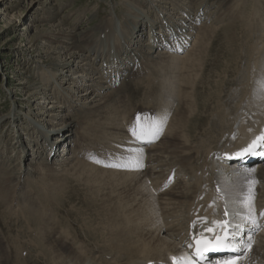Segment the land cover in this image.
<instances>
[{
	"label": "bare ground",
	"instance_id": "6f19581e",
	"mask_svg": "<svg viewBox=\"0 0 264 264\" xmlns=\"http://www.w3.org/2000/svg\"><path fill=\"white\" fill-rule=\"evenodd\" d=\"M144 1L150 2L151 5H154L152 7L157 8L158 12L155 13V17L156 20L161 21L160 29L156 28L158 31H155V27L149 28V24H147L148 29L145 30V24L143 29L145 33L147 32L146 42L141 43L138 36H135V40H130L127 43L129 49L127 46L126 48L123 47L127 49L123 53L119 52L120 49L115 52V48L111 45L110 50L112 52H107L105 56L98 55V61L101 59L103 66L100 69L101 73H97L92 66L88 52L93 50L92 44L96 42L98 36H102L100 35L102 32L105 37L111 33L115 34L112 19L107 20L104 25L99 23L87 30L73 33L71 30H67L62 22L57 21L56 12L52 6H49L48 0H37L36 9L41 11L38 14L37 22H49L50 24L47 27L48 30L40 28L37 31L36 28L35 36L30 40L32 43L30 48L33 49L31 51L33 53L39 46L50 43L51 47H48L44 56L47 59L43 60L42 55L37 54L36 64L42 63L44 65L46 69L44 71L47 75L46 81L47 83L54 82V85H46V83L44 89H40V92L37 93L36 91L33 92L36 88L32 86L36 83L29 81L27 75L22 77L21 82L26 92L24 96L27 97L25 102L30 104L31 97L40 94L41 97L38 96L35 100H43L39 104L47 105L46 108L40 105L34 115H24L26 126L30 132L32 131L36 135L37 148L33 149V153L27 155L24 152V143L19 138L15 145L18 144L20 153L24 155H21L20 159L24 158L35 162L34 165H30L32 173H30L29 178L34 180V176H36L42 186L41 190L37 187L39 195L35 194L37 211L33 213L37 217L33 219L30 213L24 212L22 208L19 210L28 225L37 226V245H41L42 250L40 252L45 259L44 264L47 262L48 264H95L94 257L92 260L89 258L90 256L85 255L89 253V250L83 243L75 250L68 249L65 246L68 237L67 230L59 227L58 222L60 220L57 222L54 218L50 219L53 200L57 196V201H54L57 202L56 205H61L59 195L64 194L63 191L68 188L66 182L69 180L67 179H73L74 182H77L87 195L84 205L87 209L96 212L94 219L90 220L96 224L91 233L94 231V235H98L99 232V237L103 239L102 250L106 255H109L108 260H112V264H172L171 258L173 256L190 255L187 245L191 243L194 234L199 238V234L205 227L211 226L212 221L231 219V213L234 209L243 211L238 205L231 203V200L234 198L238 200L242 197L247 188L245 183L247 179L256 181L253 187V204L257 222L260 223V227L264 228V216H260V213L264 212V165L258 163L249 167L244 166L240 158L238 162L233 163L230 160L236 158H228L229 155L236 153L264 132V90L259 87L260 82L264 80V25H261V30L258 26L259 28L252 32V35L256 34L254 39H258L251 46V49L258 53L254 65L258 74L256 80L253 78L250 83L254 88L251 90L252 97L247 103L240 105V110L229 112L230 109H228L227 116L217 108H208L210 113L208 119L211 120V123L210 127L206 128V116L202 114V111L200 112L203 105L199 104L198 101L194 103L192 93L195 92V88L191 83L199 72V65L204 53H207L210 45L208 41L212 40V48L209 54L213 52V46L217 43V32L215 35L211 26H204L203 24L208 23L212 18H216L217 15L219 17L221 12L225 15L227 13L225 5L231 0H200L199 6L193 8V11L188 8L189 4L186 0H167L171 3L160 0ZM250 2L256 5V15H259L260 23L264 24V0H250ZM215 5H218L219 8L217 15L208 14L209 10L207 9ZM221 6L223 11H220ZM140 13L144 15V12L141 11ZM13 14H9V19L3 29L13 27L10 26ZM127 14L128 12L125 15ZM137 14L138 12L130 17L133 19ZM177 15L181 17L176 18ZM232 16L231 19L236 26L239 23L243 26L244 21L242 20L246 16L243 17L241 12ZM139 17L141 16L139 15ZM148 18L150 19V14ZM218 19L216 18V22H219ZM150 22L155 24L151 20ZM140 23L137 20L136 25H140ZM234 24H229L230 27H228L226 23L221 28L225 31L222 41H226V44L232 41L236 43L240 41L237 35L240 30L236 29ZM199 25L201 27L198 29ZM122 27L127 29V26ZM134 27L129 31L133 33ZM216 29L219 30L217 27ZM213 35L215 36L211 37ZM192 37H194L193 47L189 50L188 55L184 59L176 57L175 55H179L180 52L182 53L190 47ZM246 39L247 35L241 37V40L245 41ZM178 42L182 44L185 50H177ZM256 44H260V47ZM156 46L158 48L159 46L163 47L152 54ZM125 52L127 57L123 59ZM132 53L134 54L132 60L129 63L126 62V59L131 58ZM52 55H56L58 59L50 60L49 57ZM77 58L81 59V62L79 67L75 68L71 62ZM160 66H163L164 70L171 76H176V71L183 73V90L178 83H174L175 94L168 97L169 102L174 105L182 101L181 93L185 97L183 107L180 112L178 111L170 131V121L176 108L170 109L167 106L164 110V106L157 101V97L144 95V105L131 107L128 112L129 115L124 120L114 119L113 101L118 100L120 95H123L127 101L130 97L128 91V95H126V90L124 95L119 92V88L116 86L120 84V86L122 85L121 88L123 86L126 89L133 86L138 88L139 83L148 81L150 75ZM40 70L41 68L37 66V71ZM146 71L149 72L148 76H146ZM70 73L72 74L70 75ZM93 74H96L97 77ZM102 75L105 79L106 76L109 79L107 84H109L108 88L111 89V94L104 93L107 88ZM66 77H69L68 80ZM120 78L123 79V83L117 82ZM166 79L170 80L169 78ZM67 81L68 83H66ZM227 82L225 85H228ZM81 86L94 89L93 97L89 96L91 94L89 90L86 92L85 89L80 90ZM49 87L54 89L53 97ZM258 87L262 91V97L255 100L258 96ZM145 90L146 87H144ZM247 91H249V87ZM187 97L189 98L186 99ZM227 98H229L228 94ZM217 101L220 100L217 99ZM115 106H117L116 109H119L117 102ZM58 110L60 112L69 110L71 119L65 117L67 116L66 113L59 115ZM143 113L146 116L157 114L160 117L166 114L167 120L162 130V137L154 145L142 147L143 150H147L146 153H143L144 167L142 170L104 167L90 159L92 155L102 161H108L110 156L127 157L130 155L128 149L141 148L138 145L144 143L136 142L128 129L138 115L145 116ZM45 114L49 118L50 124L44 120L43 115ZM228 115L231 118H227ZM22 118L23 116L19 115L18 112H13L14 123ZM238 119H240L239 122ZM2 123L3 121L0 122V124ZM108 123L109 126H107ZM82 124L86 126L89 133L78 134L81 133L78 129ZM199 129L198 138L200 141H195L197 143L195 148L191 147L194 146V142L189 140L190 135ZM108 130H112V132L107 133ZM125 135L130 138L131 144L126 145ZM71 138L74 140L71 141ZM102 142L106 143L107 146L103 145ZM66 148L70 149L71 154L63 156L64 152H68ZM221 163H227V166L223 167ZM54 166H58V169ZM95 166L101 169H97ZM178 168L189 183L183 184L181 179L177 180L172 176L175 170L176 173L179 172ZM251 168H255V172L245 171ZM7 173L9 174V172ZM11 176L4 177L3 174L0 177V207L11 206L12 203L20 208L25 199L35 203L36 197L32 199L34 193L33 195L27 194V196L22 193L23 179L16 168L13 169ZM171 183H173L171 188L164 190L165 185L169 187ZM11 184L14 185L11 186ZM74 186L76 187V184ZM74 186L73 190L75 189ZM218 188L220 191L217 190ZM225 191H230L233 196L225 197L223 195ZM67 199L70 201L71 197L68 196ZM225 199L230 200L229 217L223 215ZM27 204L29 205V202ZM15 214L18 216L17 213ZM80 216L86 220L83 222L86 224L85 214H80ZM137 218H145L146 232L144 229H140L139 223L136 221ZM67 221L71 225L70 219L67 218ZM194 221H197L195 227H193ZM0 230L5 232L1 225ZM205 236L210 237V234L205 233ZM0 254L1 256L5 255L1 248ZM6 262L7 258L1 260V264H6ZM98 264L110 263L105 260L104 263ZM242 264H264V231L253 236L252 248Z\"/></svg>",
	"mask_w": 264,
	"mask_h": 264
},
{
	"label": "rangeland",
	"instance_id": "374dc122",
	"mask_svg": "<svg viewBox=\"0 0 264 264\" xmlns=\"http://www.w3.org/2000/svg\"><path fill=\"white\" fill-rule=\"evenodd\" d=\"M160 1L166 2L167 0ZM190 1L191 0H186V2L189 4L188 8L193 11V8L199 6L200 0H192V2ZM48 3L49 6L53 7L54 12H56L55 14L57 16V21L62 22L65 25L64 27L69 31L71 30V32L73 33H79L81 30H87L90 27L95 26L99 23H102L104 25L107 20L112 19L113 31L115 34L111 33V35H106L105 37L104 33L102 32L100 34L102 36L97 37L95 42L96 44H92L93 50L91 52H88L89 54L87 53L90 57L92 66L93 68H95V72L97 73H101L100 69H102L103 66V62L101 63V59H99L98 61V55L105 56L107 52H112V50H110L111 45H113V47L115 48V52L120 49L119 52L123 53L125 50H127L124 49L126 48L127 43L130 40H135V36H138V40H140L141 43L146 42L147 32L145 33L144 29H148L147 24H149V28H151V26L155 27V31H158L157 29H160L161 27V21L156 20L155 17V13L158 12L157 8L152 7L154 6L153 4L151 5L150 2L146 3V1L144 0H48ZM144 3L148 5H145ZM167 3H171V1H167ZM36 4L37 0H0V122L3 121V123L0 124V177L3 174L4 177L11 176L13 169L16 168L23 179L22 193L26 194V196L27 194L33 195L34 193L32 199H35V194L39 195V193H37V187L40 190L42 187L41 182L37 180L36 176H34L36 180H33V178H29L30 173H32L31 166L34 165L35 162H31L30 160H26L24 158L20 159L21 155L23 154L20 153V149H18V144L15 145V143L18 142L20 139L24 143V152L27 155L33 153V149L37 148V142H35L36 135L34 134V132L32 133V131H29V128L26 126V119L24 118V115H34V113L37 111L36 109L40 107V105H43L41 103L39 104V102H43V100H35L38 96L41 97L40 94H35L31 97L30 104H27V102H25V98L27 97L24 96L26 92L23 88L24 85L22 84L21 79L26 75L29 76L28 80L32 83H36L34 85L32 84V86L36 88L34 89V91H32H36L37 93L40 92V89H44V87L48 84L51 86L54 85V82H50L51 84L47 83V75L44 71L46 69L44 65L42 63L36 64L38 58L37 54H41L43 60L47 59L44 56L45 52L48 50V47H51L50 43H46L43 46H39L38 49L31 53L33 49L30 48V45H32V43H30V40L35 36L36 28L37 31L40 30V28L43 30H48L47 27L50 24L49 22H37L38 14L41 13V11L36 9ZM11 5L15 6L11 7ZM160 6L162 7L163 5ZM225 6V11H227V13H225L224 15V13L221 12L219 13V17L217 15L219 11L218 5L211 6L209 7V9H207L209 10L208 14H216V18H219V22H216V18H212L208 23L203 24L204 26H211L213 28V32H215V35L217 32V43H215V45L213 46V52L209 54L212 48V40L208 41V44L210 45L207 49V53H204L199 65V72L191 83L194 85L195 88V92L192 93V99L194 103L198 101L199 104L203 105V109H200V112L202 111V114L206 116V128H209L211 123V120L208 119V116L210 114L208 108H217L224 114H226L228 109H230L229 112L235 110L237 111L238 109L240 110V105L247 103L248 100L252 97L251 90H254V88L253 85H251L250 83L253 78H255L256 80L258 74L256 71V67L254 66L255 62L257 61L258 53L255 52V50L251 49L252 43H255L258 39H254L256 34L252 35V32L256 31V29L259 27L261 30V25L264 24L260 23L259 15H256V5L254 3H251L250 0H231V2ZM141 11L144 12V15L140 13ZM220 11H223V7ZM127 12L128 14L125 15ZM136 12H138L137 16H134L132 19V17L130 16L135 14ZM186 12L188 11L186 10ZM239 12H241V15H243V17L246 16L244 17L245 19L242 20L244 21L243 26H241L240 23L236 26V24H234L231 19L233 17L232 15H238ZM189 13L191 14V12ZM9 14H13L10 20V26L13 27L3 29L5 23L9 19ZM147 14H150V19L148 18ZM139 15L141 17H139ZM180 17L181 16L179 15L176 16V18ZM137 20L141 22L140 25H136ZM150 20L153 21L155 24H152ZM226 23L228 27H230L231 24H234L236 26V29L238 28L241 31H239L240 33L237 32V35L239 36L238 38L240 40L238 43L232 41L231 43L226 44V41H222L225 36V31H223L221 28ZM144 25L145 28L143 29ZM200 25L198 26V29L199 27H201ZM122 26H127V29ZM132 27L135 28L133 30V33L132 31H129ZM216 27L219 28V30H217ZM215 35L211 37H214ZM245 35H247V39L245 41L241 40V37ZM11 37H13L12 40H9ZM193 40L194 37L191 38L190 47H188L187 50H185L184 48L183 50L185 51L182 53L180 52L179 55H175L173 52L171 53L176 57L184 59L188 55L189 50L193 47ZM257 45H259L260 47V44H256V46ZM160 47L163 46H159V48L156 46V48L152 51V54H155L157 50H160ZM127 48L129 49L128 46ZM133 55L134 54L132 53L130 55L131 58L126 59V62L129 63V61L132 60ZM50 57V60L58 59L56 55H52ZM126 57L127 55L125 52L123 59H125ZM106 60L107 62H109L108 59ZM80 62L81 59L77 58L73 59L71 64H73V67L78 68ZM37 66L41 68L39 72L37 71ZM71 74L72 73H70V75ZM93 75L97 77L96 74ZM148 75L149 72L146 71V76ZM102 77L105 81L107 88L104 93L111 94V89L108 88L109 84H107L109 79L107 78V76L106 79L103 75ZM66 78L68 80L69 77ZM166 78H169L170 80ZM182 78L183 73H179L178 71H176V76H171L168 74L167 71L164 70L163 66H160L158 70H156L150 75L148 81H143L139 83V89L135 88L134 86L130 88H133L132 90L126 89L125 86L121 88L122 85L120 86L119 84L118 86H116V88H119V92L125 95L124 91L126 90V92L128 91L130 93V97L127 101L123 97V95H120L118 100L116 99L113 101L112 107L115 113L114 119L124 120V118L129 115L128 112L131 107L135 108L136 106L144 105V95L148 97H157V101L164 106V110H166L167 106L170 109L176 108L175 113L173 114V117L170 121V131L172 123L177 118L178 111L180 112L181 108L183 107V101L185 100V97L183 96V93H181L180 96L182 98V101H180L176 105L170 103L168 97L175 94L173 88L174 83H178L180 88L183 90ZM117 82L123 83V79L120 78L119 80H117ZM226 82L228 83V85H225ZM66 83H68V81ZM144 87H146L145 91ZM248 87L249 91H247ZM87 88V86H81V88L79 89H85V92L89 90V93H91L89 96L93 97L95 90ZM49 90H51V96L53 97L55 93L54 89H51L49 87ZM128 92L126 93V95H128ZM257 93L258 96L255 100L262 97V91L259 89V87L257 88ZM227 94L229 98H227ZM188 98L189 97H187L186 99ZM217 99H219L220 101L216 102ZM34 101L35 103H33ZM116 102L119 109H116ZM46 105L47 104H44L43 107L46 108ZM14 111L18 112L19 115L23 116V118L19 120L20 122L18 121L17 123H14L12 119ZM58 113L59 115H61L62 113H66L67 116L65 117L71 119V117L69 116V110L63 112H60L58 110ZM43 116L45 117L44 120H47L46 122L50 124L49 118L46 117V114ZM227 118H231V116L228 115ZM239 120L240 119H238V122ZM109 125L110 124L108 123L107 126ZM78 131L81 132L78 133L79 135L84 132L89 133V130H86V126L83 124L80 126ZM111 132L112 130L107 131V133ZM199 132L200 129L191 133L189 140L191 142H194V146L191 147L195 148L197 145L195 141H200V139L198 138ZM126 135L124 141L126 139V145H129L131 143H128L129 137ZM73 138H71V141L74 140ZM102 144L107 146L106 143L102 142ZM69 148H66L68 152H64L63 156H68L71 154ZM54 167L58 169V166ZM95 168L101 169L97 166H95ZM6 171L9 172V174ZM24 171H26L27 173ZM178 171L179 172H177L178 175H176V179H181L183 184L189 183L188 179L184 176L183 172L179 168ZM67 180H69L66 182L68 188L63 191L64 194L59 195V197L61 198V205H56L57 202L54 201L57 199V196L53 200L52 204L53 206H55H51V211L54 215L51 214V216L53 217L50 216V219L54 218L55 220H57V222L58 220H60L58 222L59 227H63L65 228V230H67L68 237L65 246L68 249L75 250L83 243L86 246V249L89 250V253H86L85 255H87L88 257L90 256L89 258L91 259L94 257V260H92L95 262V264L104 263L105 260L107 263L112 264L113 261L108 260L109 255H106L102 250L101 246H103V239L99 237V232L97 233L98 235H94V231H92L91 233V230L96 226V224L94 223V221L90 220L94 219V213L96 212L92 209H87L84 205L86 201L85 198H87V195L83 192V188L79 186L77 182H74L73 179ZM73 182L76 184V187L74 186L75 184ZM12 185L14 184H11V186ZM73 186L75 188L74 190ZM68 196L71 197V202L68 201ZM10 197L9 200H11ZM23 199H25V197ZM36 200L37 197L35 201ZM21 201L23 202V200ZM28 202L29 205L27 204ZM21 208L22 210H24V212L30 213L31 218L34 219L37 217L33 213L34 211H37V201L33 203L32 200L29 201V199H25L24 202L21 204L20 208L18 206L16 207V204L12 203L11 206L0 207V225L5 231L3 233L0 230V238L2 240V242L0 243V248L5 254L2 256L0 254V264L1 260H5L6 258V264H44L45 259L43 257V254L40 252V250H42L41 245H37V226L27 224V221L25 220V218L22 217L21 211L19 210ZM15 213H17L18 216ZM80 214H85L87 218L86 224L83 223L86 220L83 217L81 218ZM67 218L70 219L71 225L67 221ZM136 221H138L137 223H139L140 229H144V232H146L144 223L145 218H137ZM91 222H93V226L92 224H89ZM63 228L62 231H64ZM95 231L97 232V230ZM90 252L93 253V256H91L92 253Z\"/></svg>",
	"mask_w": 264,
	"mask_h": 264
},
{
	"label": "snow or ice",
	"instance_id": "6c2138e0",
	"mask_svg": "<svg viewBox=\"0 0 264 264\" xmlns=\"http://www.w3.org/2000/svg\"><path fill=\"white\" fill-rule=\"evenodd\" d=\"M177 50L182 51L183 46L177 43ZM261 90H264V80L259 85ZM167 115L162 117L140 116L138 115L135 122L130 126L128 131L136 142L151 144L159 138L162 133L164 124L166 123ZM251 131V129H249ZM130 155L127 157H109L108 161H102L90 156V159L97 164H102L104 167L117 168L123 170H142L143 165V149L133 148L128 149ZM245 159L247 157L264 158V132L256 136L245 147L236 153L229 155L232 158ZM246 172H255V168L246 169ZM247 188L240 199H232L231 203L238 205L243 211L234 209L231 213V219H223L219 221H212L211 226L205 227L203 231L197 235L192 236L194 244H188L187 247L194 248L196 259L190 255L173 256L171 258L172 264H197V260L205 258L206 252H229V255L224 264H242L247 257L248 252L252 248L253 236L259 230L260 225L257 222V217L254 209V191L253 187L256 184L254 179H247L245 181ZM167 187V185H165ZM220 191V189H217ZM225 197L233 196L230 191L223 193ZM229 199H225V209L223 215L229 217ZM264 216V212L260 213ZM206 220V218H204ZM197 221L193 222L195 227ZM247 225V227H246ZM205 233L210 234L205 236Z\"/></svg>",
	"mask_w": 264,
	"mask_h": 264
}]
</instances>
